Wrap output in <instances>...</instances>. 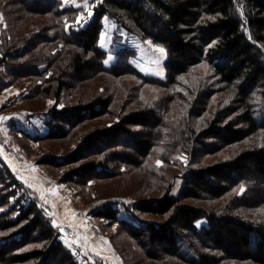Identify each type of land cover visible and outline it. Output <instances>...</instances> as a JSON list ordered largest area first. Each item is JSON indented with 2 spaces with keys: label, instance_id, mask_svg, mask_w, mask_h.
Segmentation results:
<instances>
[{
  "label": "trees",
  "instance_id": "trees-1",
  "mask_svg": "<svg viewBox=\"0 0 264 264\" xmlns=\"http://www.w3.org/2000/svg\"><path fill=\"white\" fill-rule=\"evenodd\" d=\"M7 5L10 20L0 38V66L7 63V69L0 91L26 78L45 77L59 62L58 76L46 77L43 88L34 86L51 94L55 83L47 135H22L36 141L63 140L89 121L107 114L118 117L115 124L85 132L60 164L55 157L45 159L58 169L72 165L66 182L86 186L93 179L112 180L132 171L146 175L152 169V155L171 167L176 153L189 154L188 167L176 166L184 171L178 195L165 189L160 198L134 204L139 224L121 219L109 204L90 215L128 230L155 262L264 264V0H101L87 24L76 28L81 10L65 0H7ZM108 15L142 41L151 40L167 50L165 82L134 68L130 60L136 52L130 47L117 51V61L106 65L108 53L101 48L100 37ZM27 19L25 30L22 23ZM56 42L62 47L55 50L49 45ZM202 63L208 64L210 76L200 85L188 86L190 94H196L193 103L188 94L174 92L152 107L116 114L114 96L102 94L59 108L63 91L74 90L86 74L103 73L116 81L132 76L175 91L181 78ZM225 90L232 99L211 104L214 94ZM174 111L177 124H170ZM204 115L208 119L202 125L193 124ZM165 141L169 145H162ZM160 146L166 152L156 153ZM238 146L241 149L229 159L204 162ZM255 211L257 216L250 217ZM202 220L207 224L199 227ZM0 232V264H78L41 210L36 193L1 157ZM181 241L188 243L197 260L181 254ZM33 243L40 246L25 250Z\"/></svg>",
  "mask_w": 264,
  "mask_h": 264
},
{
  "label": "rangeland",
  "instance_id": "rangeland-1",
  "mask_svg": "<svg viewBox=\"0 0 264 264\" xmlns=\"http://www.w3.org/2000/svg\"><path fill=\"white\" fill-rule=\"evenodd\" d=\"M100 1L65 0L68 6H74L81 10L78 24L75 25V28L83 27L87 24L93 13L94 5ZM85 3L87 6H85ZM9 9L10 6L7 5V0H0V38L3 35V31L8 28L7 22L8 19L10 20V15L7 16L6 13H8ZM239 10L241 11V6ZM28 23L29 19H27V22L23 21L22 23L25 25V30ZM102 33L100 46L108 53L106 59L107 66H112L117 61L115 56L117 51L124 47H130L136 52V56L130 60L134 68L145 77L154 78L159 82L166 81L167 50L164 47L154 44L151 40L142 41L136 34H132L123 28L110 15L105 16L103 19ZM49 46L54 47L56 50V48L62 47V44L56 42ZM158 48L165 50L164 55H161L157 51ZM49 49H46V51L49 52ZM65 63L68 64V58L65 60ZM57 64L59 62L53 63V67L48 70L45 77L26 78L18 83H14L17 85L8 84L5 86L0 91V116L5 114L8 120H16L17 117L9 118L8 116L15 115L16 112L19 116H24L25 113L34 111L36 114L40 113L42 115V125L43 123L46 124L50 111L55 105V83L51 94L42 93L36 90L34 86L40 85L43 88L46 86V77L51 76L53 73L58 76L59 71H55ZM42 68H44L42 69L44 72L47 70L46 65ZM64 68L67 70L69 67L64 66ZM6 69L7 63L4 66H0V80L6 76ZM209 76L208 64L202 63L196 66L191 74L182 77L180 80L181 84L175 87V91H172L170 88L166 90L144 83L132 76H126L116 81L111 76L93 72L82 77L74 90L63 91L59 108H62L64 105L76 104L80 99L89 101L95 96L102 94L114 96L112 110H115L116 114H124L127 112L125 110L131 111L146 106L152 107L161 98H166L167 95L174 92L188 94L186 96L188 102L193 103L196 94L194 96L191 95L188 86H193V84L200 85L199 83L203 82V79L206 80ZM232 97L231 92L226 90L220 91L214 94L211 104L222 100L228 102ZM178 100L183 101L180 98ZM195 119L193 124L200 126L208 118L204 115ZM170 120V124H177L178 115L175 111L172 113ZM118 121L117 116L107 114L80 125L71 132V135L67 139L63 140L36 141L24 137L22 135L23 131L21 133L16 130L8 132V128L5 131L2 130L1 133L3 134L0 135V140L10 145L11 152L8 156L2 155L0 152V157L6 162L13 173L12 168L15 167L8 164L12 159L29 165V176L34 180V183L28 178L17 176L15 173L14 175L25 186L31 189L32 194L33 192L36 193L41 210L50 219L54 228L61 233V240L64 242L66 248L74 254L78 264H183L178 259H163L159 262L150 260L146 256V250L140 246L138 241L130 236L128 230L122 228L114 221L95 218L90 215V212L105 204H109L114 210L119 211L118 216L121 219L139 224V221L136 219L137 213L134 210V204L143 200L149 201L160 198L165 189H169L173 195L179 194L183 183L184 171H178L176 166L179 164L183 169L189 166L190 159L188 153L184 152L178 155L176 153L172 156L171 167L163 166V161L152 155L151 159H154L153 164L156 168L153 167V164L150 165L152 168L149 171L150 174L145 175L139 171H132L127 176L115 175L112 180L100 181L99 179H93L86 186L83 182L73 183L72 181H65L68 178L67 172L72 168V165L58 169L45 163V159L49 158L52 161V158L55 157L58 160L56 162L60 164L62 157L67 156L75 149L85 132L99 127L110 126ZM162 145H169V142L165 141ZM240 149L239 146L236 148L229 147L214 157L204 158V162L219 163L231 158ZM158 150L159 152H166L165 147L162 146L157 148L156 153H158ZM166 172H170L169 177ZM167 181H169L168 185L165 183ZM188 202L192 201L189 200ZM258 211L262 212V210ZM258 211L250 213L249 216H257ZM142 218L153 219L150 215H143ZM206 224L207 222L202 220L198 226ZM1 234L0 232V236H2ZM38 246L40 245L33 243L25 250H34ZM180 251L189 260H197L195 252L189 247L187 242L181 241Z\"/></svg>",
  "mask_w": 264,
  "mask_h": 264
},
{
  "label": "crops",
  "instance_id": "crops-1",
  "mask_svg": "<svg viewBox=\"0 0 264 264\" xmlns=\"http://www.w3.org/2000/svg\"><path fill=\"white\" fill-rule=\"evenodd\" d=\"M103 34V33H102ZM28 114V115H27ZM3 115V117H2ZM0 118H6L5 114H2ZM17 112L15 115H10L8 116L9 118L11 117H17L16 120H8L7 119H0V135L3 134L1 133L2 130L5 131L6 129L9 128L10 132L11 130H16L19 131L20 133L23 131L26 134L31 135L32 137L35 136H46L48 133V129L45 123L42 125V115L40 113H35L34 111H30V113H25L24 116H17ZM40 121V122H39ZM45 122V121H44ZM10 134V133H9ZM1 152V150H0ZM2 154V153H1ZM3 155V154H2ZM8 163V161H7ZM10 166L15 167L12 168L14 173L17 176H23L25 178H28L31 180V182L34 183V180L31 179L30 172H29V165L25 164L24 162L21 161H14L12 159L11 162L8 163ZM40 182L43 183L42 180Z\"/></svg>",
  "mask_w": 264,
  "mask_h": 264
},
{
  "label": "built area",
  "instance_id": "built-area-1",
  "mask_svg": "<svg viewBox=\"0 0 264 264\" xmlns=\"http://www.w3.org/2000/svg\"><path fill=\"white\" fill-rule=\"evenodd\" d=\"M246 33H248V29L245 28L244 29ZM0 150H1V153L5 156H8L10 155V152H11V147L10 145L7 143V142H4L3 140H0Z\"/></svg>",
  "mask_w": 264,
  "mask_h": 264
},
{
  "label": "snow or ice",
  "instance_id": "snow-or-ice-1",
  "mask_svg": "<svg viewBox=\"0 0 264 264\" xmlns=\"http://www.w3.org/2000/svg\"><path fill=\"white\" fill-rule=\"evenodd\" d=\"M79 7V5H77ZM85 6H87V4L85 3ZM157 51L161 54L164 55L165 50L163 48H158ZM51 103V102H50ZM0 119H7V118H0ZM159 163V162H158ZM241 191H243V189H241Z\"/></svg>",
  "mask_w": 264,
  "mask_h": 264
},
{
  "label": "bare ground",
  "instance_id": "bare-ground-1",
  "mask_svg": "<svg viewBox=\"0 0 264 264\" xmlns=\"http://www.w3.org/2000/svg\"><path fill=\"white\" fill-rule=\"evenodd\" d=\"M112 256V255H111Z\"/></svg>",
  "mask_w": 264,
  "mask_h": 264
}]
</instances>
